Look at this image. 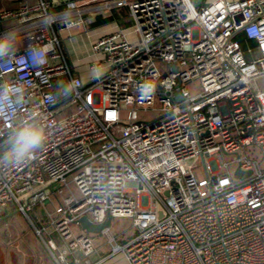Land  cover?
<instances>
[{"label": "built area", "instance_id": "1", "mask_svg": "<svg viewBox=\"0 0 264 264\" xmlns=\"http://www.w3.org/2000/svg\"><path fill=\"white\" fill-rule=\"evenodd\" d=\"M57 3L0 11V36L17 35L0 57V156L25 123L46 137L33 159L0 161V209L52 204L60 243L47 244L58 264H100L97 234L77 220L108 214L132 218L136 233L123 242L111 227L101 233L128 264H264V156L247 152L264 154V89L254 84L264 75V0ZM97 16L125 25L91 44V67L108 66L85 82L62 31ZM240 33L256 45L242 48ZM49 41L55 50L37 68L29 49ZM149 109L158 116L139 117Z\"/></svg>", "mask_w": 264, "mask_h": 264}, {"label": "crops", "instance_id": "2", "mask_svg": "<svg viewBox=\"0 0 264 264\" xmlns=\"http://www.w3.org/2000/svg\"><path fill=\"white\" fill-rule=\"evenodd\" d=\"M38 1L0 0V11L18 10L23 4H35ZM58 1L59 3L53 7L54 10L64 8L70 0ZM60 5L63 6L59 8ZM96 18L87 26L63 30L64 46L68 59L74 66L82 59L79 49L82 52L87 50V54L92 56L91 44L98 37L117 29L122 24L125 25V22L121 23V20L110 17L111 22L94 26L92 23ZM83 80L85 81L84 78ZM52 207L53 205L49 204L47 208ZM47 208L44 205H39L30 211L28 215L19 211L15 205L0 209V264H58L47 244L49 239H54L60 243L59 237L53 232V228L49 224ZM35 226H46L47 233L43 236L38 235ZM111 233L120 236L119 238L124 241L129 239L125 236V232L113 233L111 231ZM122 235H124V238H121ZM97 237L100 240V243H96L98 250L91 256L94 262L102 261L100 264H128L121 254L111 256L110 247L108 249L109 245L106 244V235L100 233L95 238Z\"/></svg>", "mask_w": 264, "mask_h": 264}, {"label": "clouds", "instance_id": "3", "mask_svg": "<svg viewBox=\"0 0 264 264\" xmlns=\"http://www.w3.org/2000/svg\"><path fill=\"white\" fill-rule=\"evenodd\" d=\"M17 40L15 32L6 33L0 36V57L12 53ZM55 50V42L49 41L35 45L29 49L30 58L37 68L42 67L48 61V54ZM75 82L69 81L62 85L66 94L70 93ZM7 90L0 96V99H7ZM44 129L36 124L25 123L14 132L9 149L0 156V161L8 164L19 165L26 160L33 159L34 153L43 145L45 141Z\"/></svg>", "mask_w": 264, "mask_h": 264}, {"label": "rangeland", "instance_id": "4", "mask_svg": "<svg viewBox=\"0 0 264 264\" xmlns=\"http://www.w3.org/2000/svg\"><path fill=\"white\" fill-rule=\"evenodd\" d=\"M62 35L64 36V33L62 31ZM79 53L82 57L81 61H79V63L74 66L76 71L81 75L82 79H85V82H88L92 77H95L99 74H102L105 72L107 66H108V62L106 61H102V67L98 68V69H93L91 67L92 65V60L94 59L93 56H89L87 54V50H84L83 52L81 51V49H79ZM254 84L256 85L257 89H264V75L258 77L255 81ZM189 88L191 91H197L199 90L200 86L198 83H193L189 85ZM158 116V111H156L155 109H149L146 111H140L139 112V117L145 120H151L155 117ZM247 152L249 153L250 156L253 157H262L264 156V154H262L261 152H259L257 150V148L255 147H249ZM111 231L113 233H123L125 232V236L127 238H131L132 236L135 235L136 231L133 227L132 224V218L130 217H113V221H112V229ZM96 237V236H95ZM120 237V236H118ZM121 238H124V235H122ZM120 239V238H119ZM120 241H124L122 239H120ZM95 242L96 243H100L99 238H95ZM109 249V246H108Z\"/></svg>", "mask_w": 264, "mask_h": 264}, {"label": "water", "instance_id": "5", "mask_svg": "<svg viewBox=\"0 0 264 264\" xmlns=\"http://www.w3.org/2000/svg\"><path fill=\"white\" fill-rule=\"evenodd\" d=\"M176 96L180 98L179 92H176ZM236 174L237 176H245L250 174V171L243 172L239 167L236 171ZM77 222L82 228L86 229L88 232L100 234L103 232V230L112 226V216L111 214H108L107 219L101 223H93L88 219L87 216H82L77 220Z\"/></svg>", "mask_w": 264, "mask_h": 264}, {"label": "trees", "instance_id": "6", "mask_svg": "<svg viewBox=\"0 0 264 264\" xmlns=\"http://www.w3.org/2000/svg\"><path fill=\"white\" fill-rule=\"evenodd\" d=\"M62 6L63 5H60L58 7L60 8ZM111 21H112V19L110 17L103 18L101 16H98L96 18V20L92 23V25L98 26V25L105 24V23H108V22H111ZM237 39L240 41L241 46L244 49L247 47V45H252V46H255L256 45L255 41L249 39L244 33L238 34L237 35Z\"/></svg>", "mask_w": 264, "mask_h": 264}]
</instances>
